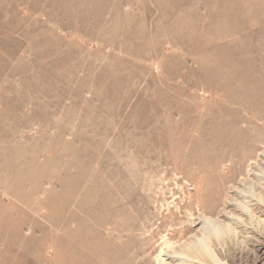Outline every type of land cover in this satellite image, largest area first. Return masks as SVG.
I'll use <instances>...</instances> for the list:
<instances>
[{
	"label": "rangeland",
	"instance_id": "374dc122",
	"mask_svg": "<svg viewBox=\"0 0 264 264\" xmlns=\"http://www.w3.org/2000/svg\"><path fill=\"white\" fill-rule=\"evenodd\" d=\"M262 96L264 0H0V264H264Z\"/></svg>",
	"mask_w": 264,
	"mask_h": 264
},
{
	"label": "bare ground",
	"instance_id": "6f19581e",
	"mask_svg": "<svg viewBox=\"0 0 264 264\" xmlns=\"http://www.w3.org/2000/svg\"><path fill=\"white\" fill-rule=\"evenodd\" d=\"M260 104V107H259V109H258V111H259V114H263L264 115V96H262L261 97V102L259 103ZM263 118H264V116H263ZM260 156L263 158V160H264V150H263V152L260 154ZM261 168V167H260ZM262 169H264V166L262 167ZM259 174H256L255 175V178H257L259 181L260 180H262V181H264V171H261V169L259 170H256ZM246 183L245 182H243L242 183V185L244 186L243 187V189L245 190V191H247V193L246 192H244V190L243 191H241V192H239V196L241 197V203H240V205H239V208L241 209V211H242V213H244L245 215H247L249 218H250V220L251 221H253V220H256L257 221V219H255V215H253L252 214V210L250 209V207H251V203L254 201V197H255V192H256V189H255V187L253 186V187H245L246 185H245ZM263 199H264V197L262 196L261 197V200H259V201H257V203H262L263 202ZM203 224H205L206 225V222H202ZM206 247V248H205ZM204 248H205V250L207 249V245H205L204 246ZM209 248V247H208ZM209 250H210V248H209ZM208 251V250H207ZM209 252V251H208ZM211 256H212V258L215 260V263L216 264H220V262L217 260V258L213 255V253H211ZM173 259H175V260H180V262H182L181 264H190L189 262L190 261H188V259H184V258H179V257H177V256H175V257H173Z\"/></svg>",
	"mask_w": 264,
	"mask_h": 264
}]
</instances>
